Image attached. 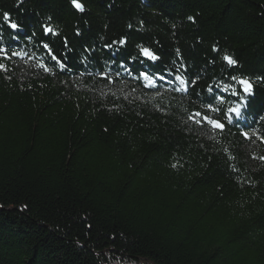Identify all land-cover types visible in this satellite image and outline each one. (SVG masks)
<instances>
[{
	"label": "trees",
	"instance_id": "1",
	"mask_svg": "<svg viewBox=\"0 0 264 264\" xmlns=\"http://www.w3.org/2000/svg\"><path fill=\"white\" fill-rule=\"evenodd\" d=\"M79 2L0 0V264H264V0ZM138 45L187 92L134 79ZM232 76L254 87L251 139L217 143L188 116L223 120L235 101L211 112L206 90Z\"/></svg>",
	"mask_w": 264,
	"mask_h": 264
},
{
	"label": "snow or ice",
	"instance_id": "2",
	"mask_svg": "<svg viewBox=\"0 0 264 264\" xmlns=\"http://www.w3.org/2000/svg\"><path fill=\"white\" fill-rule=\"evenodd\" d=\"M22 2V0H21ZM71 3L75 9H77L80 12H84V6L79 2V0H71ZM4 21L8 24L9 29L15 31L22 30V26L18 24L17 22L11 21V15L10 13H4L3 14ZM188 19L190 21L195 22V18L189 16ZM43 31L45 36L51 34L52 36L59 35L58 32L54 31L53 28L47 24L42 25ZM77 35H79V32H77ZM30 39V38H29ZM127 43V38L122 37L119 41H113V44H119L120 46H124ZM64 44L65 47H67V38H64ZM42 47L49 53V55L52 57L54 61H56L57 67L60 68L61 71H64L66 68L65 61L62 60L60 57H57L54 52H52L50 45L48 43L42 42ZM106 48H110L111 45H106ZM139 55L141 59L139 60L140 68L136 70V75L133 77L134 79L140 80L142 82H148L147 86L157 88V94H159L158 85L159 84H179V87L173 88L174 91H180V92H187L188 90V78L186 75H180V74H174L170 70L164 68L161 69L158 65V62L160 61V56L157 55L155 51L148 47H143L138 45ZM87 50V49H86ZM213 51L217 52L219 49H217L215 46H213ZM177 55L179 56V49L176 50ZM0 53L4 55L5 58L11 59L10 56H8V49L4 46H0ZM23 53L13 51L11 56L19 57L22 56ZM132 61L136 60V57H130ZM224 61L232 67L237 66L238 61L236 59H233L230 55H224L223 56ZM145 62H147V65L145 66ZM121 68H124L125 71L129 73V75L132 74V69L126 68L124 63L122 62L120 65ZM181 67H186L185 65L181 64ZM0 69H4V65L0 64ZM105 78L109 79V82L111 83L110 78L108 77L107 73L103 74ZM115 75L119 76L120 73L117 72ZM199 77L196 76L192 79L191 83L194 86L196 79ZM231 79L235 81L234 85H228L223 90H219L214 88L212 85H210L207 88V92L211 95L208 98V110L211 112H219L220 109L214 107V103L217 102H224L225 98H227L229 101L234 100V106L228 107L226 111L224 112V119H213L210 115H205L203 112L197 111L192 113L188 116V120L193 121L197 125H203L207 124L211 126L214 131L211 135L208 136V139L210 140H216L217 143L219 141L217 140L216 133L217 131L220 134H223L225 131V128L228 125H231L233 127L240 128V135L244 137L245 139H251L249 136L248 131H245L244 128L250 127L247 124H244V119L246 115L250 112L251 109V101L249 98H252L254 100L255 98V92L253 84L249 79L246 77H239V76H232ZM236 85L239 86V91L236 90ZM229 89H231L229 91ZM219 91V95H217V92ZM159 107V105H157ZM264 119V117H260ZM243 125V127H241ZM252 135L257 136L261 140H264V137L259 136L257 132H253ZM228 149L225 148V152H227ZM264 159V157H262ZM176 164H173L172 167H176Z\"/></svg>",
	"mask_w": 264,
	"mask_h": 264
}]
</instances>
